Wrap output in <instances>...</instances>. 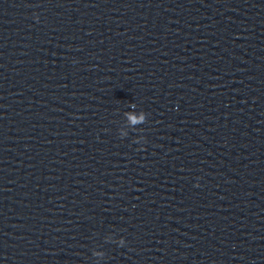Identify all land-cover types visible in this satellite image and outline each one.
<instances>
[{
    "label": "water",
    "instance_id": "obj_1",
    "mask_svg": "<svg viewBox=\"0 0 264 264\" xmlns=\"http://www.w3.org/2000/svg\"><path fill=\"white\" fill-rule=\"evenodd\" d=\"M0 264H264V0H0Z\"/></svg>",
    "mask_w": 264,
    "mask_h": 264
}]
</instances>
